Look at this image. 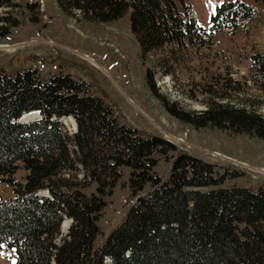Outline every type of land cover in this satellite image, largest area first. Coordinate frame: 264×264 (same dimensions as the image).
Returning a JSON list of instances; mask_svg holds the SVG:
<instances>
[{"label": "trees", "instance_id": "16d2710c", "mask_svg": "<svg viewBox=\"0 0 264 264\" xmlns=\"http://www.w3.org/2000/svg\"><path fill=\"white\" fill-rule=\"evenodd\" d=\"M0 3L13 5L12 0ZM57 3L67 15L78 11L80 19L91 22L116 21L130 11L144 58L172 43L209 46L214 33L234 31L240 18L256 14L246 3L225 1L205 29L194 16L184 19L179 12L177 3L185 6V0ZM16 23L0 16V35ZM251 60V79L264 96V50ZM152 74L149 69V85ZM161 101L168 113L195 128L210 125L264 140V115L255 109L211 101L205 110L185 111ZM32 111L41 117L20 121ZM67 116L77 123L71 136L63 131L61 118ZM174 149L170 140L121 124L85 80L69 73L42 79L31 67L12 76L0 66V179L13 190L12 197L0 199V249L13 248L16 264H264V184L223 187L235 171L221 173L185 152L174 157L169 177L162 180L154 171L156 154L170 157ZM20 163L24 180L14 174ZM122 167L130 169L136 202L104 244L95 246L105 196L123 175ZM80 168L96 183L95 193H85L64 175ZM147 185L151 190L141 194ZM64 218L71 225L57 243Z\"/></svg>", "mask_w": 264, "mask_h": 264}, {"label": "rangeland", "instance_id": "374dc122", "mask_svg": "<svg viewBox=\"0 0 264 264\" xmlns=\"http://www.w3.org/2000/svg\"><path fill=\"white\" fill-rule=\"evenodd\" d=\"M225 1L246 3L256 14L251 19L240 18L234 31L224 28L214 33L209 46L186 41L172 43L145 58L131 30L130 11L116 21L91 22L80 19L78 11L76 16L67 15L57 0H12L11 6L0 3V16L18 22L0 35V66L12 76L31 67L42 79L69 73L88 82L91 93L112 107L121 124L161 136L175 145L170 157L156 154L154 171L162 180L169 177L174 157L185 152L215 164L221 173L235 171L237 176L228 177L223 187L257 189L264 184L263 139L210 125L195 128L168 113L161 101L178 103L185 111L205 110L211 101L228 102L264 115V96L254 85L250 69L251 55L264 50V2L185 0V6L177 5L184 19L194 16L199 26L210 29L211 16ZM149 69L153 73L150 85ZM247 99L251 104L246 103ZM62 123L67 135L75 133L74 118L66 117ZM121 169L123 175L112 193L105 196L106 206L98 220L101 232L95 246L104 244L136 202L129 187L130 169ZM26 173L20 163L14 174L24 180ZM64 175L85 193L96 192V183L85 179L81 168ZM150 190L147 185L141 194ZM12 195V188L0 179V199ZM69 225L71 220L65 219L57 243L67 234ZM14 254L13 248L3 246L0 264H16Z\"/></svg>", "mask_w": 264, "mask_h": 264}, {"label": "bare ground", "instance_id": "6f19581e", "mask_svg": "<svg viewBox=\"0 0 264 264\" xmlns=\"http://www.w3.org/2000/svg\"><path fill=\"white\" fill-rule=\"evenodd\" d=\"M36 114V115H35ZM27 115H29V119L28 120H33L35 117L37 118V115H38V117H40L39 116V114L37 113V112H31V113H29V114H27ZM35 118V119H36ZM65 219H69V218H64V220ZM69 220H71V219H69ZM64 222V221H63ZM63 222H62V224H63ZM62 224H61V227H62Z\"/></svg>", "mask_w": 264, "mask_h": 264}, {"label": "water", "instance_id": "95a60500", "mask_svg": "<svg viewBox=\"0 0 264 264\" xmlns=\"http://www.w3.org/2000/svg\"><path fill=\"white\" fill-rule=\"evenodd\" d=\"M39 115H41V113H38ZM22 121H29V115H24L23 117L20 118Z\"/></svg>", "mask_w": 264, "mask_h": 264}]
</instances>
